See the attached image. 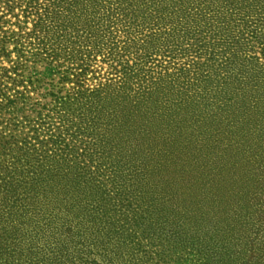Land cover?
Here are the masks:
<instances>
[{
  "label": "trees",
  "instance_id": "obj_1",
  "mask_svg": "<svg viewBox=\"0 0 264 264\" xmlns=\"http://www.w3.org/2000/svg\"><path fill=\"white\" fill-rule=\"evenodd\" d=\"M0 264H264V0H0Z\"/></svg>",
  "mask_w": 264,
  "mask_h": 264
}]
</instances>
